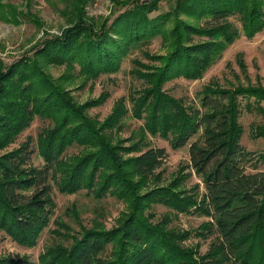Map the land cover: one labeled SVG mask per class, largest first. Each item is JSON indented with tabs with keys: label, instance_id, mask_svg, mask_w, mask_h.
Instances as JSON below:
<instances>
[{
	"label": "trees",
	"instance_id": "trees-1",
	"mask_svg": "<svg viewBox=\"0 0 264 264\" xmlns=\"http://www.w3.org/2000/svg\"><path fill=\"white\" fill-rule=\"evenodd\" d=\"M157 9L158 0H134L99 27L78 17L60 36L44 38L31 56L6 66L0 60V151L35 116L51 121L37 136L41 167L31 164L28 142L0 153V230L21 246H35L55 206L50 180L61 193L85 190L126 206L108 229L85 228L68 246L47 248L36 262L27 255L0 256V264H264V170L258 169L264 151L242 147L239 122L242 109L264 115V84L225 88L210 82L197 93V104L164 89L172 79L201 78L240 34L251 38L264 30V0H175L168 11L149 16ZM9 17L16 18L13 11ZM158 35L169 51L145 53L158 65L135 60L145 70H132L143 86L128 94L130 109L120 97L103 120L87 114L106 95L78 103L66 85L117 72L130 50ZM42 64L65 65L66 72L54 79ZM129 111L142 124L122 138ZM199 131L188 146L189 164L162 182L167 152L150 146L147 134L179 149ZM253 137L264 138V126H256ZM74 144L82 147L80 154L63 156ZM250 163L254 171L247 172ZM189 168L203 192L199 183L185 184ZM155 204L208 217L194 232L213 236L207 251L184 245L192 232L166 227L167 215L153 222Z\"/></svg>",
	"mask_w": 264,
	"mask_h": 264
},
{
	"label": "rangeland",
	"instance_id": "rangeland-1",
	"mask_svg": "<svg viewBox=\"0 0 264 264\" xmlns=\"http://www.w3.org/2000/svg\"><path fill=\"white\" fill-rule=\"evenodd\" d=\"M133 2L134 0H86L84 3L80 0H0L1 63L6 66L21 56H31L44 38L60 36L78 17H84L86 22L93 23L95 27H99L104 21L110 24L116 15L131 6ZM174 2L175 0H158V9L152 11L149 16L168 11L173 7ZM12 11L16 18L9 17ZM180 18L188 21L193 20L192 17L183 14L180 15ZM229 19L240 27L236 17ZM168 51V43L159 35L155 36L143 46L130 50L117 72L101 74L87 82H81V79L76 80L66 86L71 90V94L78 103L106 95L101 104L86 110L90 116L103 120L110 112L114 102L120 97L126 98V106L130 109L131 103L128 94L130 91L142 88L141 79L137 78L132 70L139 68L144 71L145 69L138 66L135 60L142 64L158 65V60L147 58L145 53L150 56L163 55ZM42 66L45 72L54 79L66 72L65 65L42 64ZM77 69L78 66H75V71ZM258 81L264 84V30L255 33L251 38L240 34L201 78L195 80L172 79L164 84V89L174 97L182 98L187 104L192 102L197 104V93L210 82H218L222 87L232 88L238 84H256ZM130 113L131 111L123 118L124 125L120 132L122 138L128 137L132 130L142 124V120L134 119ZM239 122L243 127L240 138L242 147L256 153L264 151V138L253 137L254 128L264 126V115L242 109ZM50 123L51 121L46 118L35 116L30 124L18 134L14 142L0 153L17 147L23 142H28L31 164L41 167L44 163L37 152V136ZM199 133L200 131L179 149H172L166 139L147 134L150 146L163 147L167 152L165 163L159 169L162 182L166 183L170 180L172 174L181 164H189L188 146ZM81 149V146L74 144L65 150L63 156L72 157L80 154ZM252 164L246 165L247 172L254 171ZM262 165H259L258 169L264 170ZM189 171L191 174L185 184L192 186L199 183V189L203 192L204 186L200 178L190 168ZM50 184L55 206L50 215L49 224L39 234L35 246H21L0 230V256L17 258L27 255L30 260L36 262L38 255L47 248L56 244L68 246L72 242V238L80 236L85 228L103 226L108 229L114 226L120 213L126 210L125 203L114 196L108 195L97 199L85 190L66 194L58 191L53 180H50ZM152 211L154 212L153 222H160L167 215L169 221L166 227L192 232L184 240V245H198L200 253L207 251L213 236L202 238L195 235L194 232L204 221L209 220L208 217L196 212L176 214L161 204L153 205ZM109 250L108 246L105 253H108Z\"/></svg>",
	"mask_w": 264,
	"mask_h": 264
}]
</instances>
